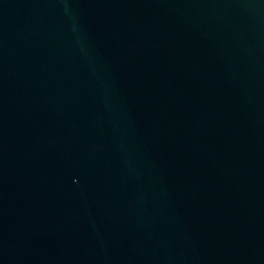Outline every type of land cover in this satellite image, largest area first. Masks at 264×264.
Masks as SVG:
<instances>
[{
    "label": "water",
    "instance_id": "obj_1",
    "mask_svg": "<svg viewBox=\"0 0 264 264\" xmlns=\"http://www.w3.org/2000/svg\"><path fill=\"white\" fill-rule=\"evenodd\" d=\"M0 264H264V0H0Z\"/></svg>",
    "mask_w": 264,
    "mask_h": 264
}]
</instances>
